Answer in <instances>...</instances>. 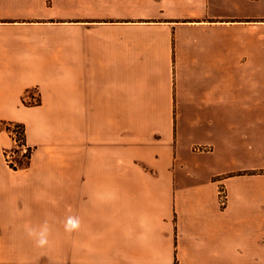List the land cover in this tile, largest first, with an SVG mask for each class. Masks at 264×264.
Here are the masks:
<instances>
[{
  "label": "crops",
  "instance_id": "0c3cea01",
  "mask_svg": "<svg viewBox=\"0 0 264 264\" xmlns=\"http://www.w3.org/2000/svg\"><path fill=\"white\" fill-rule=\"evenodd\" d=\"M0 121V264H264V0H0Z\"/></svg>",
  "mask_w": 264,
  "mask_h": 264
},
{
  "label": "built area",
  "instance_id": "2783aa9c",
  "mask_svg": "<svg viewBox=\"0 0 264 264\" xmlns=\"http://www.w3.org/2000/svg\"><path fill=\"white\" fill-rule=\"evenodd\" d=\"M39 101V95L36 89H32L23 95V102L26 104H36ZM0 128H3L12 140V147L4 151V161L12 168L25 165L29 159L32 147L28 146L23 137V128L21 123L11 121H0ZM196 149H202L196 147ZM218 202L221 206L226 203V192L222 185L217 188Z\"/></svg>",
  "mask_w": 264,
  "mask_h": 264
},
{
  "label": "clouds",
  "instance_id": "9594fccd",
  "mask_svg": "<svg viewBox=\"0 0 264 264\" xmlns=\"http://www.w3.org/2000/svg\"><path fill=\"white\" fill-rule=\"evenodd\" d=\"M80 227V220L78 217L69 216L64 221V231L71 233L78 230ZM25 232L31 238L38 248H44L49 244L50 228L47 221H44L38 228L30 225H25Z\"/></svg>",
  "mask_w": 264,
  "mask_h": 264
},
{
  "label": "rangeland",
  "instance_id": "374dc122",
  "mask_svg": "<svg viewBox=\"0 0 264 264\" xmlns=\"http://www.w3.org/2000/svg\"><path fill=\"white\" fill-rule=\"evenodd\" d=\"M12 122V121H11ZM18 123V122H17ZM23 137H24V127H23Z\"/></svg>",
  "mask_w": 264,
  "mask_h": 264
},
{
  "label": "trees",
  "instance_id": "16d2710c",
  "mask_svg": "<svg viewBox=\"0 0 264 264\" xmlns=\"http://www.w3.org/2000/svg\"><path fill=\"white\" fill-rule=\"evenodd\" d=\"M22 128H23V125L21 124Z\"/></svg>",
  "mask_w": 264,
  "mask_h": 264
}]
</instances>
